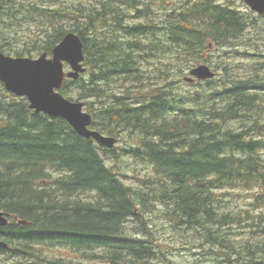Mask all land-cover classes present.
<instances>
[{
    "label": "trees",
    "instance_id": "obj_1",
    "mask_svg": "<svg viewBox=\"0 0 264 264\" xmlns=\"http://www.w3.org/2000/svg\"><path fill=\"white\" fill-rule=\"evenodd\" d=\"M55 1L52 8L45 0H0V50L10 55L4 28L26 19L46 25L45 37L31 42L42 39L50 55L67 33H78L87 71L66 79L62 94L78 88L94 128L133 139L122 152L102 147L63 118L36 113L0 81V210L10 215L0 226L8 244L0 264H154L160 243L148 217L158 206L240 264H264V237L242 249L224 237L237 220L219 212L217 193L264 188V60L243 74L221 61L213 68L221 65L222 77L190 94L176 92L173 79L259 22L220 0H174L159 17L150 16L154 0ZM132 9L147 22L125 25ZM160 56L168 60L153 75L141 67ZM122 154L151 166L152 176L128 184L110 164ZM252 220L246 225L264 232V213ZM54 249L75 257L58 258Z\"/></svg>",
    "mask_w": 264,
    "mask_h": 264
},
{
    "label": "rangeland",
    "instance_id": "obj_2",
    "mask_svg": "<svg viewBox=\"0 0 264 264\" xmlns=\"http://www.w3.org/2000/svg\"><path fill=\"white\" fill-rule=\"evenodd\" d=\"M25 3L34 2V0H22ZM45 0L41 5L45 7L54 8L55 5H58L55 0ZM87 3L89 0H84ZM174 0H154V4L151 5L150 15L158 16L166 11L169 5ZM221 2L227 3L232 7L237 8L242 11L247 16L255 17V20L259 22V28L256 29V25L249 24L244 36L241 39L231 42L226 45H219L217 47L209 48L210 50L204 52V59L195 63L193 60L189 61V64L192 67L186 69L185 73L176 74L173 73V79L177 80L174 84V89L176 92L181 94H190L194 91H201L205 86H203L202 81L196 80V83H190L184 80L185 76H190V70L198 65L207 64L213 68V66H218L221 61L230 64L234 67L235 71H240L238 73L243 74L244 69L253 70L256 60H264V18H261V15L251 10L247 3L244 0H220ZM143 2L151 3V0H143ZM147 6H145L146 8ZM141 9H144L142 6ZM132 14L136 13V9L131 10ZM149 17V19L151 18ZM147 18H142L141 20L133 21L131 20L128 23H138V22H147ZM160 19H158L159 21ZM157 21V20H156ZM6 27V26H3ZM44 27L40 22L33 21L31 19H26L20 24L10 25L8 28H4L3 34L8 37L7 52L11 56L17 57L16 51H20L25 54V57L38 58L45 51L40 50L39 46L44 42L42 39L36 44H32V40L35 38H44ZM38 45V46H37ZM235 50L239 52H246L249 55H240L236 53ZM47 53V52H46ZM228 53V54H227ZM8 55V53H5ZM256 54H260L259 57H256ZM48 57H51L48 54ZM161 57V56H160ZM154 58L153 61L141 62V67L146 70L150 75H153L152 71L156 66H162L165 63V60L168 58ZM261 58V59H260ZM164 62H162V61ZM186 61L183 62V65ZM67 71L70 70L68 64L65 65ZM243 70V71H242ZM218 73L220 79L222 70L221 65L214 70ZM234 71V72H235ZM153 83V80L151 81ZM4 85V84H3ZM5 87V86H4ZM79 89L74 88L70 92L66 93V98L69 96L73 97L72 101H83L78 99ZM69 99V98H68ZM71 100V99H70ZM86 110V109H85ZM96 129V128H94ZM122 142L117 144L119 152H122V148L128 147L130 139L129 134H122ZM128 139V141L126 140ZM134 142V141H133ZM135 143V142H134ZM120 156V155H119ZM264 156V155H263ZM110 164L115 165L116 169L120 172L128 175L126 182L135 187L139 186L138 177H146L147 175L152 176L153 168L147 164L134 160L129 155L122 154V157L110 160ZM58 175V173H55ZM219 198L221 199V207H219V212L221 214L227 213L230 216H233L237 222L230 224V226L222 229L224 237L232 242L237 249H242L244 245L254 242L257 238L264 237V232L256 230L246 223H250V220L253 218L256 219L262 213H264V202H258L257 196L259 194L264 195V188L259 189H244V188H228L221 189L217 192ZM160 208V209H158ZM164 208L158 206L153 212L149 213L148 219L150 220V225L153 227V230L156 232L160 246L158 250L160 253L158 257L161 258L157 261H154V264H240V260L237 255L230 253L229 249L225 247H220L219 245L211 246L209 245L202 236V231L195 228H189L185 225H180L175 220L169 219L164 216ZM171 218V217H170ZM241 220V221H238ZM246 220V221H245ZM253 221V220H252ZM133 225V224H131ZM54 256L58 258H67L71 256L65 249H54L52 250ZM71 257H75L72 255Z\"/></svg>",
    "mask_w": 264,
    "mask_h": 264
},
{
    "label": "water",
    "instance_id": "obj_3",
    "mask_svg": "<svg viewBox=\"0 0 264 264\" xmlns=\"http://www.w3.org/2000/svg\"><path fill=\"white\" fill-rule=\"evenodd\" d=\"M258 14H264V0H244ZM84 44L76 32L67 33L52 50L51 57L44 52L38 58L14 57L0 50V81L5 89L18 97H25L30 109L44 113L52 118H63L82 137L94 139L107 148H114L117 139L93 129V116L85 111L83 101H72L61 93L64 81L78 79L85 73ZM70 70L65 69V65ZM216 72L207 64H201L190 70L185 81L210 80ZM9 214L0 210V226L10 223ZM0 246L8 247L4 241Z\"/></svg>",
    "mask_w": 264,
    "mask_h": 264
},
{
    "label": "flooded vegetation",
    "instance_id": "obj_4",
    "mask_svg": "<svg viewBox=\"0 0 264 264\" xmlns=\"http://www.w3.org/2000/svg\"><path fill=\"white\" fill-rule=\"evenodd\" d=\"M262 16L264 17V15H262ZM142 18H144V16L139 18L138 14H137V11H136L135 14L131 13V14H129V17L128 16L124 17V24L125 25L133 24V23H128V22H130L131 20H133V21L141 20ZM194 82L196 83V81H193V82H190V83H194ZM117 142L118 143L122 142V139L120 137L117 138Z\"/></svg>",
    "mask_w": 264,
    "mask_h": 264
},
{
    "label": "bare ground",
    "instance_id": "obj_5",
    "mask_svg": "<svg viewBox=\"0 0 264 264\" xmlns=\"http://www.w3.org/2000/svg\"><path fill=\"white\" fill-rule=\"evenodd\" d=\"M12 196V195H11ZM15 203V202H14Z\"/></svg>",
    "mask_w": 264,
    "mask_h": 264
}]
</instances>
